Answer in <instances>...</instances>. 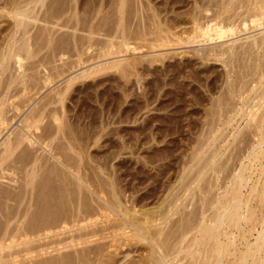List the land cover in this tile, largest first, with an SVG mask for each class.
I'll return each mask as SVG.
<instances>
[{
  "label": "rangeland",
  "instance_id": "obj_1",
  "mask_svg": "<svg viewBox=\"0 0 264 264\" xmlns=\"http://www.w3.org/2000/svg\"><path fill=\"white\" fill-rule=\"evenodd\" d=\"M26 1L27 3L28 2L30 3L29 4L30 6L25 5ZM33 1L34 2H32L31 4V0H0V10H2L3 12V13L0 12V56L2 57L4 56L6 57L8 54L7 46L10 45L9 41L13 36L12 32H14L13 30L15 26V21L10 19L12 16L7 14L8 12H11L10 11L11 8H9L8 10V7H10L11 4H13V2L16 5L20 3L22 9L28 12L32 11L31 16L38 17V18L36 17L37 21L34 24L33 22L29 23V25L31 24V27L28 25L29 27L27 30L25 31L22 30L24 33L23 32L20 33L21 30L18 31L16 36H14L16 40H14V38L12 39L14 42L17 41L16 47L14 46L15 48H17L25 40L29 43L30 50L33 51V53L30 51L32 53L30 54L33 57L30 55L28 58L29 60L26 58V60L24 59L21 63L22 68L24 70L23 69L19 70L17 64L15 65V61L12 58H10V60L5 62L6 64L5 63L3 64V68L5 67L6 69L7 66L8 69L7 72H5L6 74L4 73V75L2 74L3 77L1 76L2 78L0 80L1 82L0 85L2 84L3 85L0 86L1 87L0 92H2V94L1 93L0 94L1 97L4 96L5 94H8L7 95L8 98L11 99L9 100V102H7L8 107L6 106L7 107L6 113L8 116L6 117L12 119L11 121L8 120L7 127L0 128V132H2L0 133V145L12 132L15 133L18 131L21 132L22 120H24L31 113L33 114V111H36V113L37 111L44 112V115H42L40 120L41 122L37 124L39 129L37 131L31 130V134L34 133L33 135L35 136L32 135L30 136L28 134L32 140L36 139L35 141L33 140L35 144H32L31 147L30 145H25L26 148H24L25 146H23V148L20 149L23 150V152H19L20 150L17 152L18 153L17 156L18 158L21 157L20 159H22L21 160L22 162H24L23 160H25L24 158H26V162H24V164L26 163L27 165V163L29 162L28 163L29 165L27 166L30 169L33 168V165H30L31 163L30 160L33 161L36 160V163L39 162L38 164L40 166L39 165L35 166V168L36 167L39 168L38 169L33 168L34 171L36 170L35 172L38 173V175L37 174L34 175V177L37 178L38 176V178L33 179L34 183L32 182L33 184H35L33 186L34 189L32 188L33 184L29 185L32 188L31 189L32 191L30 190L29 192L30 188H26L28 183L25 182L26 175H29V173L32 170L30 171V169H28L25 165H24L25 168L23 167V169H21L23 164H19V162L21 163V161H19L20 159L17 158L16 164H18L19 166L16 164L11 165V167H13V165H15L16 167V168L14 167L16 171L15 170L12 171V174L15 173L16 176L15 174L12 175L11 171H9L7 173H9L11 176H9L8 174L7 175L8 178L6 176L7 179L5 177H4L5 179L2 177L5 181H2L0 179V183L1 181L4 182L0 184L1 186L3 184V187H1V189L3 188L1 194L2 195L5 194L4 196H6L7 198L9 196L8 199L2 195H1L2 197L0 196V210L1 209L3 210L2 212H0L1 213L0 229L3 228V225H5L4 223L5 217H2V215L3 214L5 215L8 212H10V214L13 216L15 215V218L12 217V221H11L12 223L9 224L10 225L9 229L11 228L20 229L22 227H26V225H29V221H31L29 219H32L31 216L35 217L36 215L34 213L36 212L37 209V204H36L37 203L36 201L38 200L37 199L38 192L36 191L37 188H41L42 185L45 186L44 183L49 182L48 180H50V182L52 181L50 184V188H52L51 185H53V187H55V189L57 187L58 190V188H60L59 186L61 185L60 182L58 183V180L60 179V177H63L62 174L63 175L65 174L64 177H66L65 179L66 181H68L66 183L68 184V186L70 185L68 187V189L70 188L69 191L65 190L68 191L67 192L68 194L67 195L65 194L67 196L65 197L68 201V202L66 201L67 202L66 204L68 206L66 205L67 209L66 208L65 209L66 211L68 210L69 212H71L72 215H74V213L77 214V207H78L77 205L79 206L87 205L86 207H88L87 209L89 211L96 212L98 210V206L104 205L105 204L104 202L107 201L106 199L109 198V196L111 197V195L108 194L107 197L105 196L106 195L105 193L104 195V194H95L94 192L111 191V192H116L117 198L119 199L117 201L120 202L116 203L117 201L115 200V203L121 205L120 206L121 211L124 210V213H127L128 215H131V213L133 212H137L136 215L138 217H136V219L139 222H141V219L143 220V218L145 217L144 216L145 213L147 212L151 213L153 211H157L161 205L163 206L162 208L164 211L165 208L167 209L168 203L173 202L175 199L181 197L183 195V192H185L187 188L189 187L191 188L193 186L191 184H193V181L197 176L196 174L198 173L199 168L202 166L204 161L206 162V159H208L207 157L208 156L210 157L211 153L213 154V152H216V150L222 148L219 151L221 158L219 157L218 164L214 166L216 169V170L214 169L215 173L211 171L208 172V174H206L207 176L205 175L206 176L205 178L201 179V181L196 183L197 185L199 184L197 189L194 187L197 186L194 182L193 189L195 188L194 192L196 191L201 192L199 191L201 189L203 191L206 190L208 192L210 191L212 196H216L219 192H220L219 194H221L226 190H227L226 192H228L229 189H231L232 182L234 180L233 177H236L235 175H238V173L242 169L244 170L245 167H249V166H251V168L253 167L252 170H249V172L247 171L245 173V176L248 180L246 186L247 188H242L243 190L241 189V193L243 196L242 200L244 198L245 201L247 202H245L244 200L241 201L242 203L243 202L246 203L247 209L244 208L243 211L240 213L241 216L239 215L240 218H238L239 216L237 218L239 225L242 223L243 226L240 225L238 228H236V230L235 228L232 229L231 231L229 230L232 233L228 232L229 242L231 241L234 242L236 240L235 242L239 243L240 242L239 238L241 235L240 233H242V229L244 228V223L246 222L245 220L247 219L248 215L249 217L250 216L254 217L252 219L253 222L251 223L257 225V223L254 222L257 220V215H258L256 214L257 199L254 196L257 195L256 194L257 191L259 192L264 174L261 175L258 172L260 168L258 167L259 165L257 163L250 164L246 160L247 156H249L250 154L249 152H251L252 150L251 146L253 144V139L251 140L249 138H253L254 135V133H252L253 131H250L247 128L246 130H243L244 132L243 134V132H240L237 130V128H234L235 125L238 124L240 121H238V123L236 124L233 123L231 127L229 126L226 129H221L218 127L214 129L215 126H212L213 124L210 125V123L211 120L212 122L213 121L215 123L217 122L216 117H214V120L212 117L217 115L216 112L218 113L220 112L223 114L222 111L223 109L224 112H226L225 106H227L226 108L227 110L229 109L228 112L224 113V115L228 113V115H225L226 118L229 115L230 116L233 115V110H232V108H234L233 106L237 107L239 105L237 109L241 106L242 95L240 93L242 90H238V89H242V86L244 85L246 80L247 82H251V84L248 83L247 85L252 86L251 78H253L254 75H253V71L251 72L250 69L254 67L256 64V67H258L259 70V68L261 67L259 63L261 62V60L262 61L264 60L263 56H260L259 58V55H264V53H262L263 52L262 49L257 48L256 50L255 49L253 50V47L255 45L251 46L254 43V42L252 43V41H255V39L257 41L259 39V36L261 37L264 35V26L260 28L257 27L256 29H252L247 33L246 32L238 33L237 35L231 38H226V39L224 38L222 40L217 41L213 45H210L209 43L203 41L197 43L194 41L193 42L188 41L186 44H182L179 46H173L174 45L173 44L172 45L173 47L171 46L158 47V45L155 42H158L159 44L163 42V41L161 42L159 39L164 40L163 35H165V32H163V30H165V27L167 28L168 24H169L168 25L169 28H167L166 31L169 29L170 32L174 34L177 33L175 34V36L176 35L178 36V33L179 35L182 33L186 39L187 36H191L192 34H194L193 33L194 19L201 20L200 24L197 23L200 26L213 19L211 14H209V12L211 13V11L214 10V13L212 15H215L216 12L219 11V8L221 6L219 4L220 0H217L219 1V3H217L216 1L217 5H219L217 7L218 9H216L217 5L216 4L214 5L215 3L214 0H213L214 3H212V0H210L211 3L209 2V0H207L210 4L206 0H204V2L203 0L201 1L198 0L200 2V5L199 4L197 5L196 0H195L196 3L194 2V0H45V2H43V0L42 1L40 0L41 2L38 0L42 5L40 3H37L38 2L37 0H33ZM203 3L204 4L206 3V5L209 4L208 7L212 4L214 8L211 5L212 7L211 10L209 9L210 7L209 8H207V6L205 7ZM24 5L25 7H23ZM32 8H34V10ZM196 8H198L199 11L196 10ZM200 9L201 12H203V14L200 12ZM195 10L197 12H200L202 15H200V13L199 15L196 14ZM231 10L233 9L230 8L229 12L230 13L232 12L231 13L232 16L241 11V10L239 11L233 10L234 11L233 12ZM242 11L244 10L242 9ZM229 12L227 14H229ZM4 13L6 14V16ZM190 14H192L193 16ZM204 14L205 16L208 15L207 17L210 16V18L211 17L212 18L211 19L208 18L207 20L206 17L205 20H203L205 17V16L203 17ZM231 15L229 14V16ZM191 16L195 18H191ZM65 19L67 20L68 24L66 23ZM69 20H71L72 23H69ZM155 22L157 26L156 24L154 25ZM164 24L166 26H164ZM74 28L76 29L75 32H74L75 30ZM189 28L193 29L191 30L192 32L190 33L187 31V30L190 31ZM186 32H188L187 33L188 35H185ZM143 34L144 36H142ZM172 36H173L172 38H174V35ZM195 36L198 37L199 33L195 34ZM59 39L60 41L62 40L61 43ZM12 40L11 43L13 42ZM126 41L128 43H126ZM151 41L156 44L154 45L157 48L155 47L154 49L151 46L152 45ZM57 42L59 43L57 44ZM249 43L252 44L250 45ZM246 46L249 49H251L250 47H252L253 51L248 50V48H245ZM109 47L111 50H108ZM104 48L105 50L102 51V49ZM133 48L135 50H133ZM226 48L227 49L233 48V49L231 51V49L226 50ZM209 49L213 52L214 51L221 52V50L224 51L225 49L228 54L229 53H233V54H231L232 56L227 54L228 55L227 57L228 58L231 57V59L225 57L226 55L221 58H217L214 56L206 58L203 54L207 53L206 51L210 52ZM241 50H245V51L248 50V52L251 51V53ZM4 53L6 55H4ZM247 54L248 56L250 55L251 56L247 58L248 57ZM2 57H0V60ZM24 57L26 56H23V58ZM224 59L228 62V65L226 64L228 66V69L227 66L224 67L225 62L222 61ZM258 59H260V61ZM245 62L247 66L252 65L250 66L251 68H248ZM242 65L245 66L244 70L247 69L246 72L243 71ZM237 66L239 71L237 69ZM240 66L242 69L239 68ZM233 69L235 72L236 70L238 71L236 75L233 73ZM1 71L0 73H2ZM20 71L22 73L25 72L23 75L25 76L24 79L26 80L25 83L27 82L29 84L28 85L26 83V87L29 86L28 88L24 87L25 88L24 89L23 85H21L20 83L18 85V82L19 81L21 82L20 78H18L19 75L21 76V73L19 74ZM227 71L230 72L227 73ZM247 72L248 75L246 74ZM241 73L242 74L244 73L243 76L244 75L246 76L243 77ZM249 73L250 74L252 73L253 76L250 75ZM46 76L49 78L48 81ZM241 76L243 77L244 80L241 79L242 78ZM255 77L257 78L256 75ZM255 77L253 81L254 80L256 81ZM11 79L12 80L15 79L17 82L11 85L10 90L9 91L6 90L7 91L6 92L4 91L5 89L4 87L8 84L7 83L8 81L9 82L12 81ZM44 79L47 81L46 82L47 84L43 83ZM238 79L242 81H239ZM72 80L75 81L73 82ZM69 81H70V85L71 84L72 85L70 86V88L69 87L67 88V84H69L68 83ZM241 82H243V84ZM230 83L232 85L231 87H230ZM233 86L236 87V90L238 92L235 90L234 91L236 94L239 93L237 94L238 96L233 92L230 93L231 89H235ZM244 86L247 87L246 85ZM249 88L247 87L246 89ZM256 88L257 87H255L254 85L253 89L255 90ZM246 89L243 88V90ZM253 89L251 87V91ZM58 93L59 94L61 93L60 94L61 96ZM245 94L246 93H244L243 95L245 96ZM234 95L238 98L235 99ZM58 96H60V98ZM219 96H221L222 98ZM233 97L236 101L233 99ZM239 98L241 99L239 100ZM219 99L220 100L223 99L224 101H227V103H229L230 101V104H232L231 102L233 103L237 102L238 105L232 104L233 106H231L230 109L228 104L227 103L225 104L224 102L225 105H222L221 107L223 108L220 109L218 108V105H220V102L223 103V101H219ZM217 101H219V104ZM11 104L12 106L15 105L14 107H16L17 104H19L17 105L19 107L22 105L20 107L21 109L18 107L19 113L13 110L15 108L11 107ZM44 106H45V110H43ZM54 113L57 115H55ZM210 114H212V116ZM53 115H55L56 117ZM224 115H222V117ZM51 117H55V119L57 118L60 121L56 119L57 122H55V119L53 120V118ZM225 117H223L222 120H224ZM43 122L44 123L46 122L45 123L46 126ZM241 125L244 124L242 123ZM48 131L52 134H49ZM47 133L49 135H47ZM248 139L249 142H251V144L247 141ZM211 140L214 141L215 144L211 143L212 142ZM236 150L237 151L239 150L238 153ZM28 152L32 157L29 156ZM202 155L203 156L205 155V157L202 160L198 161L197 157L198 158L203 157ZM45 162H46V166H45ZM25 169L26 170L28 169L27 171H29V173L27 172L26 174ZM59 169L62 171H60ZM50 170L52 171V173ZM53 172H56L57 174L56 173L53 174ZM49 173L51 174L52 177H54V179H56V181L51 176H49L50 175ZM39 174H42L43 177L42 175ZM4 175L5 174L3 175L1 174L0 176H4ZM55 175H57V177ZM17 178H19L20 180ZM15 179L19 181V182L16 181L17 184L18 183L21 184L17 185L16 183H14ZM51 179H53L54 181ZM6 180H8L10 184L9 182H6ZM40 181H43V184ZM37 182L38 183L40 182V184H38ZM11 184L13 185L11 186ZM75 184L76 186L82 184L80 185L82 188L80 197H78L79 196L78 192H74L73 190L75 189ZM12 187H14V189H12ZM18 187L19 188L22 187L23 190L20 191L21 190L20 188L19 190L20 192H19ZM24 187L25 190L27 189L28 191H25ZM228 187L229 189H226ZM7 189L9 191H7ZM11 190H13V192H11ZM34 190L35 192H33ZM57 190H54L53 188V191L55 193ZM192 190L191 192H193ZM36 192H37V196H36ZM54 192L52 195L55 194ZM70 192H73L74 194ZM188 192H190V190ZM252 192L255 193V195H253ZM198 194L196 197L193 198L192 201H189L190 199L187 202L185 201V203L183 204L184 207L182 206V213L177 214L176 216L173 217V219L177 220V218H180L181 220L183 216L184 221H186L185 219H188V215L190 214L189 212L193 210L194 213L196 212L194 215L198 216L199 211L202 209V202H201L202 200H199L200 195L202 199L204 198V195L202 194L198 195ZM249 195L250 196L252 195L253 198L252 196L249 197ZM77 198H79L80 200H77ZM83 199L84 202L87 203L86 205L85 204L82 205ZM166 199L168 200V202L163 204L162 202L164 200H165L164 202H166ZM70 200L73 203H71ZM76 200L78 202H76ZM57 202L59 201L57 200ZM57 202L55 201L53 202L54 203L53 208L56 207V209H58ZM20 203H22V205ZM242 203L240 205L243 206L244 203L243 204ZM120 207L118 209H120ZM249 208L250 209L253 208L250 211L251 214H248L249 212H247V210L248 211L250 210ZM56 209H54V213H55L53 216L54 219L56 216L57 218L63 217L62 215H60L61 214L59 212L60 210H56ZM83 209L85 210V208ZM198 209L199 211L197 212ZM4 210H7L6 213ZM73 210L76 211L74 212ZM253 210H255V214ZM113 211L115 212L114 215L117 216L115 217L119 220H121L124 217L123 215H125L124 213H122L123 214L122 215L121 212H119L115 208H113ZM227 211L229 212V209H227ZM30 212L32 213V215ZM71 213L69 214V216L71 215ZM133 214L131 216H133ZM18 215H20L21 218L18 217ZM115 217L114 218H112V216L105 217L101 221L106 223L107 220H112V222H114L115 220L113 219H116ZM241 217L242 218L246 217L244 219V223L241 221ZM175 220H171V222L172 221L175 222ZM126 221L128 222L129 219H127ZM31 222H30L31 225L30 229L29 226H27V229H29L30 231L32 229L31 227L34 225V224L32 225ZM19 223L20 225L22 224L23 226L21 225L20 227ZM172 223L169 222L168 226H171L169 224ZM36 226L38 227L39 225H37L36 223ZM167 228L166 230L168 231ZM128 229H129L127 230L128 232L130 231L135 232V228L131 226H129ZM75 231L77 230H74V228L73 229L69 228L67 229V231H65L66 234L65 232L55 233V234L52 233L44 234L41 232L42 233L41 236L36 234L37 235L36 237L33 236L32 234L33 232H31L32 235L28 233L27 234L28 237L27 236L24 237L21 241L10 242V243L8 242L9 244H11L10 247L12 249L11 250L10 248L9 249L7 248L8 250L5 249L6 251L5 252L3 251L2 255L0 254V257L2 256L4 257L7 254H9L6 257L8 258V260L11 261L13 260L14 263L12 262L11 264H16L17 262L18 264H45L46 262H47L46 264H49L55 262L58 259L57 257L62 258L64 257V255L65 257L67 255L68 256L72 255L73 258V256L77 255V253L75 254L74 251L77 252L78 249L74 250L75 249L74 247V249L72 248L73 250L71 248L63 250L64 248L63 246H61V244L63 242V244L65 245L66 243L65 241L69 240L67 236L73 237L74 234H76L74 238L79 236L78 232L80 231H78L77 233ZM90 231L91 230H89V232ZM237 231L238 233L239 232L240 233L238 234ZM85 232H87V230H85L83 233ZM221 232L224 233L223 230H221ZM223 233H222L223 240H225L227 243L228 238L226 239L224 237L225 233L224 234ZM249 236H250L249 241L254 243L255 238L257 237V232L253 231L249 234ZM117 237L114 240L112 238H108L104 241L98 240L99 242L95 241L89 243L91 245L85 244L82 245L85 247V249L84 247L82 248L84 249V252L86 251L85 252L86 254L88 253L90 254L89 257L91 260H93L95 259L94 253L96 252L95 248H97V246H101L104 244L109 245L112 244L113 241H115L114 242L115 244L114 243L113 244L117 248L114 249L113 247L112 248L110 247V249L105 250L102 254L101 262H96V264L98 263L106 264L109 263L107 262L108 260L112 261V259L114 261L110 262V264H124L125 262L130 260V258L131 259L135 258V260L143 259V256L147 255L146 249L148 252L150 251L149 250L150 246L147 245V243L145 242H140V243H136L134 241L121 242L120 241L121 238L119 236ZM233 237L235 238V240ZM70 239L72 238L70 237ZM59 241L62 242L59 244ZM100 241L102 242L100 243ZM123 243H125L126 245ZM143 245L144 247L147 245L146 249L143 247ZM52 246H55V248ZM59 248H61V251ZM77 248H79V246ZM54 249H56V251H54ZM81 249L80 251L83 250ZM57 250H59L61 253L59 251L58 253ZM19 251L20 252L25 251V252H22L19 257V255H17L18 253H20ZM38 251H40V253ZM80 251L78 250L79 253L83 252ZM92 251H94L93 254L90 253ZM26 252L29 254L27 255ZM127 252H130V254L128 255L129 257H127V259L125 260L123 256ZM11 254L13 255L11 256ZM60 254L61 256L63 254L64 255L61 257L59 256ZM15 255H17V257H14ZM8 256L12 257V259H10ZM68 256L66 258H68ZM6 257L5 260L7 259ZM18 257L20 258L19 259L20 261L16 260L18 259ZM25 257L27 258L26 261H24ZM51 259L53 260L51 261ZM87 259L90 260L89 258ZM48 260H50L51 262L50 261L48 262ZM38 261L42 263H39ZM43 261L46 262L44 263ZM90 262L92 261H87L84 264H91Z\"/></svg>",
  "mask_w": 264,
  "mask_h": 264
},
{
  "label": "bare ground",
  "instance_id": "obj_2",
  "mask_svg": "<svg viewBox=\"0 0 264 264\" xmlns=\"http://www.w3.org/2000/svg\"><path fill=\"white\" fill-rule=\"evenodd\" d=\"M38 1V0H37ZM40 1V0H39ZM37 2V3H40V2ZM199 1H201V0H199ZM198 0H196V2H197V5L199 4L200 5V2H199ZM207 1V0H206ZM214 1H215V3H214ZM212 0V3H214V5L216 4L217 5V3H219V1H217V0ZM216 1H217V3H216ZM15 2V1H14ZM13 2V4H11L10 2V4H11V6L10 5H8V6H10V7H8V10H9V8H11L10 9V11L11 12H8L7 14L8 15H10V16H12L10 19H12V20H14L15 21V26H14V32H12L13 33V36H12V38H11V40L14 38V36H16V34L18 33V31L19 30H21L20 31V33H22L23 31H25V30H27L28 29V27L30 26L31 27V24L29 25V23L31 22H33V24L37 21L36 20V17L35 16H31V13H32V11H25L24 9H22V6L20 5V3H18L17 5L15 4ZM32 2H34L33 0H31V4H32ZM43 2H45V0H43ZM194 2H195V0H194ZM193 2V3H194ZM195 2V3H196ZM199 2V3H198ZM203 2H204V0H203ZM208 2V1H207ZM206 2V3H207ZM209 2H210V0H209ZM208 2V3H209ZM26 4L25 5H29L30 3L28 2L27 3V1L25 2ZM194 3V4H195ZM206 3L204 4V6L206 7L207 6V8H209V9H211L212 10V7H211V5L208 7V5L211 3H209L208 5H206ZM24 4V3H23ZM41 4V3H40ZM54 4V3H53ZM221 6H220V8H219V11L218 12H216V14L215 15H212L213 13H214V10H208V11H211V13L209 12V14H211V16L213 17V19H211L210 18V16L209 17H207L208 15H206L205 16V14L203 15V17H204V19L203 20H205V18L208 20V18L209 19H211L210 21H208L207 23H205V24H203L202 26H200L199 24L201 23V20L200 19H198V20H200V21H198L197 19H194V31H193V33L194 34H192L191 36H187V38L185 39V37L183 36V34L181 33L180 35H179V33H178V36L176 35L175 36V34H177V33H172V32H170V30L168 29L167 31H166V29L167 28H169L168 27V25H167V28L165 27V30H163V32H165V35H163L164 36V40L162 39H159L162 43H158V42H155L157 45H158V47H169V46H171V47H173V46H179V45H182V44H186L188 41H194V42H200V41H203V42H206V43H209L210 45H213V44H215L217 41H219V40H222V39H226V38H231V37H233V36H235V35H237L238 33H247V32H249V31H251L252 29H256L257 27L258 28H260V27H262V26H264V0H226V1H224V0H220V3H219ZM25 5L23 6V7H25ZM42 5V4H41ZM46 5V4H45ZM66 5V4H65ZM6 6V5H5ZM4 6V7H5ZM30 6V5H29ZM201 6H203V5H201ZM200 6V7H201ZM213 6V5H212ZM219 5H217L216 6V9H218L217 7H218ZM3 7V8H4ZM231 9H233L234 11H236V10H241L240 12H238V13H236L235 15H231V13L229 12L230 11V8ZM199 8V7H198ZM198 8H196V10H198ZM213 8H214V6H213ZM228 8H229V11H228ZM1 9H2V7H1ZM33 10H34V8H32ZM41 9V8H40ZM63 9V8H62ZM242 9L244 10V11H242ZM4 10V9H3ZM117 10V9H116ZM195 10V11H196ZM233 10H231V11H233ZM5 11V10H4ZM118 11V10H117ZM199 11V10H198ZM204 11V10H203ZM207 11V10H206ZM216 11V10H215ZM233 11V12H234ZM0 12H2V10H0ZM40 12V11H39ZM46 12V11H45ZM51 12V11H50ZM200 12H201V9H200ZM200 12H197L196 11V14H198L199 15V13ZM229 12V14L231 15V16H229V14H227ZM3 13V12H2ZM6 13V12H5ZM4 13V14H5ZM34 13V12H33ZM69 13V12H68ZM71 13V12H70ZM97 13V12H96ZM96 13H94V14H96ZM202 14H203V12H201ZM200 13V15H202ZM38 14V13H37ZM50 14V13H49ZM119 14V13H118ZM207 14V13H206ZM227 14V15H226ZM7 15V16H8ZM33 15V14H32ZM44 15V14H43ZM84 15V14H83ZM189 15V14H188ZM190 15H192V14H190ZM5 16H6V14H5ZM9 16V17H10ZM61 16V15H60ZM193 16V15H192ZM191 16V18H195V17H192ZM227 16V17H226ZM35 17V18H34ZM48 17V16H47ZM56 17V16H55ZM55 17H53V18H55ZM38 18V17H37ZM77 18V17H76ZM3 19V18H2ZM44 19V18H43ZM68 19V18H67ZM71 19V18H70ZM87 19V18H86ZM66 20V19H65ZM156 20V19H155ZM193 20V19H192ZM202 20V21H203ZM79 21V20H78ZM87 21V20H86ZM85 21V22H86ZM154 21V20H153ZM157 21V20H156ZM44 22V21H43ZM81 22V21H80ZM52 23V22H51ZM66 23H67V20H66ZM69 23H72V21L71 20H69ZM158 23V22H157ZM197 23H199V24H197ZM32 24V25H33ZM68 24V23H67ZM86 24V23H85ZM97 24V23H96ZM156 24V22L154 23V25ZM166 24V23H165ZM164 24V26H166ZM29 25V26H28ZM70 25V24H69ZM160 25V24H159ZM82 26V25H81ZM85 26V25H84ZM156 26H157V24H156ZM118 27V26H117ZM174 28V27H173ZM30 29V28H29ZM44 29V28H43ZM62 29V28H61ZM75 29V28H74ZM73 29V30H74ZM190 29V28H189ZM23 30V31H22ZM84 30V29H83ZM87 30V29H86ZM191 30H193L192 28L190 29V31L189 30H187L189 33L190 32H192ZM40 31V30H39ZM38 31V32H39ZM45 31V30H44ZM76 31V29L74 30V32ZM161 31V30H160ZM172 31V30H171ZM27 32V31H26ZM188 32H186V34L185 35H188L187 33ZM199 33V36L198 37H196L195 36V34H197V33ZM24 33V32H23ZM51 33V32H50ZM87 33V32H86ZM95 33V32H94ZM122 33V32H121ZM157 33V32H156ZM161 33V32H160ZM90 34V33H89ZM92 34V33H91ZM141 34V33H140ZM12 35V34H11ZM88 35V34H87ZM157 35V34H156ZM172 35H174V38H172L173 36ZM26 36V35H25ZM24 36V37H25ZM91 36V35H90ZM142 36H144V34L142 35ZM162 36V35H161ZM126 37V36H125ZM136 37V36H135ZM146 37V36H145ZM256 37V36H255ZM27 38V37H26ZM32 38V37H31ZM54 38V37H53ZM127 38V37H126ZM125 38V39H126ZM142 38V37H141ZM163 38V37H162ZM173 40H172V39ZM253 38V37H252ZM137 39V38H136ZM11 40L9 41V43H10V45H8L7 46V51H8V54H9V56H8V54H7V58L4 56V57H2V56H0V57H2L1 58V60H0V71L2 72V73H0V80H1V78L3 77L2 76V74L4 75V73L5 72H7V66H6V69H5V67L3 68V64L5 63V62H7L8 60H10V58H12L14 61H15V65L17 64V67L19 68V70H21V69H23L22 68V65H21V63H22V61L25 59L26 60V58L28 59L29 58V56L33 53V51H31L30 50V45H29V43L27 42V41H23L17 48H15L16 47V44H17V41L16 42H14L13 40V42L11 43ZM14 40H16L15 38H14ZM52 40V39H51ZM90 40V39H89ZM142 40V39H141ZM148 40V39H147ZM158 40V41H159ZM175 40V41H174ZM56 41V40H55ZM55 41H53V42H55ZM58 41V40H57ZM59 41H60V39H59ZM62 41V40H61ZM61 41H60V43H61ZM149 41V40H148ZM157 41V40H156ZM173 41V42H172ZM225 41H227V40H225ZM48 42V41H47ZM82 42V41H81ZM140 42V41H139ZM152 42V41H151ZM254 42V43H253ZM6 43H8V42H6ZM59 42H57V44H58ZM83 43V42H82ZM126 43H128L127 41H126ZM144 43V42H143ZM154 42H152L151 44V46L155 49V44ZM253 43V44H252ZM252 43H249L251 46H254L253 47V50L255 49H262V53H264V35L263 36H259V39L256 41V39H255V41H252ZM47 44H49V43H47ZM51 44V43H50ZM62 44H63V42H62ZM111 44V43H110ZM123 44H124V42H123ZM155 44V45H154ZM174 44V45H173ZM76 45V44H75ZM150 45V44H149ZM173 45V46H172ZM2 46V45H1ZM15 46V47H14ZM45 46V45H44ZM55 46V45H54ZM71 46V45H70ZM112 46V45H111ZM151 46H150V48H151ZM247 46H248V44H247ZM245 47V48H248V47ZM41 47H42V45H41ZM113 47H114V45H113ZM112 47V48H113ZM144 47V46H143ZM39 48V47H38ZM52 48V47H51ZM152 48V49H153ZM157 48V47H156ZM225 48V47H224ZM251 49H249L248 48V50H252V47H250ZM33 49V48H32ZM123 49V48H122ZM160 49V48H159ZM211 49V48H210ZM209 49V51L210 52H208V51H206L207 53H205V54H203L206 58H209V57H212V56H214V57H217V58H221V57H224L225 55V57H227L228 55H231V54H233V53H227L226 52V50H228V49H231V48H226V50L224 49V51H222L221 50V52H219V51H211ZM223 49V48H222ZM233 49V48H232ZM232 49H231V51H232ZM236 49V48H235ZM238 49V48H237ZM60 50V49H59ZM103 50H105V48L104 49H102V51ZM108 50H111L110 49V47H109V49ZM117 50V49H116ZM133 50H135L134 48H133ZM138 50V49H137ZM217 50V49H216ZM219 50V49H218ZM239 50V49H238ZM248 50H246L247 52H248ZM252 50V51H253ZM32 53H31V52ZM101 51V50H100ZM107 51V50H106ZM105 51V52H106ZM124 51V50H123ZM230 51V52H231ZM241 51H245V50H241ZM245 51V52H246ZM200 52V51H199ZM198 52V53H199ZM229 52V51H228ZM31 53V54H30ZM248 53H251V51H249ZM106 54V53H105ZM107 54H109V53H107ZM201 54V55H202ZM228 54V55H227ZM245 54V53H244ZM2 55H3V53H2ZM4 55H6L5 53H4ZM112 55V54H111ZM200 55V56H201ZM246 55V54H245ZM23 56H26V57H24L23 58ZM32 56V55H31ZM36 56V55H35ZM53 56V55H52ZM84 56V55H83ZM101 56V55H100ZM232 56V55H231ZM247 56H248V54H247ZM251 56V55H250ZM250 56H248L247 58H249ZM258 56V55H257ZM260 56H263L264 57V55H259V58H260ZM33 57V56H32ZM102 57V56H101ZM199 57V56H198ZM31 58V57H30ZM48 58V57H47ZM61 58V57H60ZM228 58V57H227ZM253 58H255V57H253ZM257 58V57H256ZM262 58V57H261ZM199 59V58H198ZM204 59V58H203ZM226 59V58H225ZM222 60L223 62H225L223 65H224V67L225 66H227L228 65V62L226 61V60ZM228 59H231V57L230 58H228ZM251 59V58H250ZM264 59V58H263ZM29 60V59H28ZM42 60V59H41ZM201 60V59H200ZM232 60H233V57H232ZM231 60V61H232ZM236 60V59H235ZM252 60V59H251ZM259 61H260V59H258ZM257 60V61H258ZM82 61V60H81ZM91 61H92V59H91ZM217 61V60H216ZM222 61H221V63H222ZM229 61V60H228ZM248 61V60H247ZM250 61V60H249ZM253 61V60H252ZM258 61V62H259ZM11 62V61H10ZM236 62V61H235ZM261 62L263 63L264 62V60L262 61L261 60ZM259 63V65L261 66L260 68H259V70H258V67H256V64H255V68L254 67H250V66H252V65H250V66H247V64H246V62H245V64H246V66L248 67V68H251V69H253V70H251L250 69V71L252 72L253 71V75H252V73L250 74V75H252L253 76V78H251V80H252V86L250 85H247L248 83L249 84H251V82H247V80H246V82L244 83V85H246L249 89H246L247 87H245L244 85L242 86V89H238V90H242L241 91V95H242V99L241 98H239V100L241 99V106L237 109V107L239 106L238 105V103L237 102H235V103H233V102H231L233 105H235V104H237L238 106L237 107H235V106H233L232 104H230V101H229V103H227V101H224L225 100V98H224V100L223 99H219V101H223V103H221L220 102V105H218V108H220V109H222L223 107H221L222 105H225L226 103L228 104V106L230 107V109H231V106H233L234 108H232V110H233V115L232 116H228L227 118L225 117V115H228V113L227 114H225L224 115V113H226V112H228V110L226 109L227 108V106H225V111L226 112H224V109L222 110L223 111V114L222 113H218V112H216V116H212V114H210L212 117H213V120H214V117H216V119H217V122L215 123L214 121L212 122V120H211V123H210V125L211 124H213L212 126H215L214 127V129L216 128V127H218V128H221V129H226L227 127H231V125L233 124V123H238V121H240L238 124H236L235 125V127H234V125H233V127L234 128H237V130L238 131H240V132H243V130H246L247 128L250 130V131H253L252 133H254V135H253V138H249V139H253V144H252V146H251V148H252V150H251V152H249L248 154H249V156H247V162H249L250 164H258L259 166V170H258V172L261 174V175H263L264 174V63L262 64V63ZM44 63V62H43ZM83 63V62H82ZM85 63V62H84ZM120 63V62H119ZM204 63V62H203ZM234 63V62H233ZM239 63V62H238ZM250 63V62H249ZM249 63H248V65H249ZM255 63H256V61H255ZM6 64V63H5ZM13 64V63H12ZM39 64H40V62H39ZM227 64V65H226ZM240 64V63H239ZM239 64H238V66H239ZM243 64H244V62H243ZM262 64V65H261ZM8 65V64H7ZM32 65V64H31ZM117 65V64H116ZM231 65V64H230ZM229 65V66H230ZM234 65V64H233ZM258 65V64H257ZM258 65V66H259ZM36 66V65H35ZM236 66V65H235ZM238 66H237V69H238ZM115 67V66H114ZM242 67H243V71L244 72H246L247 71V69L246 70H244V67L245 66H243L242 65ZM1 68H3L4 69V71H3V69H1ZM41 68V67H40ZM43 68V67H42ZM45 68V67H44ZM240 69H242L241 68V66L239 67ZM27 69V68H26ZM120 69V68H119ZM226 69V68H225ZM227 69H228V66H227ZM231 69V68H230ZM9 70H10V68H9ZM19 70H17V71H19ZM24 70V69H23ZM22 70V71H23ZM28 70V69H27ZM47 71V70H46ZM68 71V70H67ZM66 71V72H67ZM231 71V70H230ZM230 71H227V73H229ZM238 71H239V69H238ZM237 70H236V72L234 71V69H233V73L236 75V73L238 72ZM242 71V70H241ZM249 71V70H248ZM59 72V71H58ZM21 73V76L19 77L18 76V78H20V80H21V82L19 81L18 82V85H19V83L21 84V85H23V88L24 87H26V83H25V81L26 80H24L25 79V76L23 75L24 73H22L21 71L19 72V74ZM6 74V73H5ZM82 74V73H81ZM238 74H240V73H238ZM237 74V75H238ZM244 74V73H243ZM243 74L241 73V75L243 76ZM247 75H248V72L246 73ZM57 75V74H56ZM227 75V74H226ZM255 75L257 76V78L255 77ZM2 76V77H1ZM80 76H82V75H80ZM241 76V77H242ZM244 76H246V75H244ZM243 76V77H244ZM251 76V77H252ZM29 77V76H28ZM47 77V76H46ZM227 77V76H226ZM243 77L241 78V79H243ZM250 77V76H249ZM248 77V78H249ZM254 77H255V79H256V81L254 80L253 81V79H254ZM29 79V78H28ZM33 79V78H32ZM46 79V78H45ZM43 80V83L44 84H47L46 82L48 81V77H47V81L46 80ZM246 79V78H245ZM8 80V79H7ZM10 80V79H9ZM12 80V79H11ZM15 79H13L12 81H8L7 83V85L4 87L5 89H4V91H9L10 90V88H11V85H13V84H15V82H17L16 80L14 81ZM24 80V81H23ZM35 80V79H34ZM42 80V79H41ZM71 80V79H70ZM239 80V79H238ZM237 80V81H238ZM244 80V79H243ZM250 80V79H249ZM45 81V82H44ZM73 81V80H72ZM75 81V80H74ZM73 81V82H74ZM239 81H242V80H239ZM238 81V82H239ZM37 82V81H36ZM229 82V81H228ZM1 83V82H0ZM69 84H67V88L69 87L70 88V86L72 85H70V81L68 82ZM242 84H243V82H241ZM28 84V83H27ZM40 84V83H39ZM43 84V85H44ZM226 84H228V83H226ZM236 84V83H235ZM3 85V84H2ZM2 85H0V86H2ZM29 85V84H28ZM41 85V84H40ZM237 85H239V84H237ZM255 85V87H257L255 90L253 89V86ZM17 86V85H16ZM35 86V85H34ZM46 86V85H45ZM44 86V87H45ZM232 85H231V83H230V87H231ZM235 86V85H234ZM233 86V87H234ZM241 86V85H240ZM29 87V86H28ZM28 87H26V88H28ZM43 87V86H42ZM239 87V86H238ZM251 87H252V91H251ZM1 88V87H0ZM16 88V87H15ZM22 88V89H23ZM66 88V87H65ZM66 88V89H67ZM228 88H229V86H228ZM235 89H231V92L230 93H235V91H237L236 90V87H234ZM243 88L244 89H246V90H243ZM25 89V88H24ZM46 89V88H45ZM214 89V88H213ZM69 90V89H68ZM229 90H230V88H229ZM235 90V91H234ZM6 91V92H7ZM26 91V90H25ZM24 91V92H25ZM66 91V90H65ZM20 92V91H19ZM56 92V91H55ZM238 92V91H237ZM253 92V93H252ZM1 94H2V92H0ZM62 93V92H61ZM60 93V94H61ZM244 93H246L245 94V96L243 95ZM1 94H0V128L1 127H7V124H8V120H10L11 121V119L10 118H7L6 116H8L7 115V113H6V109H7V107H8V105H7V102H9V100H11V99H9L8 98V94H5L4 96H2L1 97ZM57 94V93H56ZM59 94V93H58ZM59 94V95H60ZM236 94V93H235ZM237 94H239V93H237ZM236 94V95H237ZM19 95V94H18ZM229 95V94H228ZM230 95H233V94H230ZM61 96V95H60ZM60 96H58L59 98H60ZM235 96V95H234ZM238 96V95H237ZM11 97V96H10ZM16 97V96H15ZM196 97V96H195ZM219 97H221V96H219ZM225 97H227V96H225ZM239 97H241V96H239ZM14 98V97H13ZM58 98V99H59ZM222 98V97H221ZM229 98V97H228ZM230 98H231V96H230ZM236 98H238V97H236L235 96V99ZM57 99V98H56ZM233 99H234V97H233ZM234 99V100H235ZM53 100V99H52ZM230 100V99H229ZM238 100V101H239ZM219 101H217L218 102V104H219ZM233 101V100H232ZM236 101V100H235ZM224 102H225V104H224ZM55 103H56V101H55ZM54 103V104H55ZM9 104V103H8ZM23 104V103H22ZM52 104V103H51ZM216 104V103H215ZM240 104V103H239ZM17 105H19V104H17ZM16 105V107H14V106H12V104H11V107H14L15 109H13L14 111H19V108L22 106H17ZM24 105V104H23ZM46 105V104H45ZM7 106V107H6ZM51 106H53V105H51ZM19 107V108H18ZM40 108V107H39ZM9 109V108H8ZM21 109V108H20ZM40 110V109H39ZM43 110H45V106H44V108H43ZM54 110V109H53ZM57 110V109H56ZM13 111V112H14ZM24 111V110H23ZM221 111V110H220ZM35 112V113H34ZM57 112V111H56ZM19 113V112H18ZM215 113V112H214ZM55 114V113H54ZM207 114H208V112H207ZM230 114V113H229ZM15 115V114H14ZM42 115H44V112L42 111H37V113H36V111H33V114L31 113L30 115H28L24 120H22V125H21V132H12L10 135H8V137L1 143V153H0V175L2 174H5L4 176H0V179L2 180V181H5L4 179L6 178V176L9 174V173H7V172H9V171H11V174H12V171L13 170H15L16 171V167H15V165H13V167H11V165L12 164H16L17 162H16V159L18 158V151L20 150V149H22L23 148V146H25V145H30V147L32 146V144H35V140L36 139H31L30 138V136L32 135V136H35V135H33V134H31V130H35V131H37L39 128H38V126H37V124L39 123V122H41L40 120H41V117H42ZM55 115H57V114H55ZM55 115H53V116H55ZM204 115V114H203ZM214 115V114H213ZM222 115H224L223 117H225L224 118V120H222ZM12 116V115H11ZM51 116V115H50ZM206 116V115H205ZM218 116V117H217ZM56 117V116H55ZM55 117H51V118H53V120L55 119ZM208 117H209V115H208ZM238 117V118H237ZM13 118H14V116H13ZM45 118V117H44ZM57 118H58V116H57ZM56 118V119H57ZM23 119V118H22ZM55 119V122H57V120L58 121H60L59 119H57L56 120ZM208 119V118H207ZM238 119V120H237ZM206 120V119H205ZM210 121V120H209ZM21 122V121H20ZM244 124V125H241L242 123ZM44 123V122H43ZM46 123V122H45ZM44 123V124H45ZM209 124V123H208ZM45 126H46V124H45ZM48 126V125H47ZM191 126V125H190ZM243 127V128H242ZM43 128V127H42ZM49 128V127H48ZM53 128V127H52ZM5 130V129H4ZM42 131V130H41ZM59 131H60V129H59ZM63 131V130H62ZM215 131V130H214ZM213 131V132H214ZM237 131V132H238ZM248 131V130H247ZM43 132V131H42ZM0 133H2V132H0ZM45 133V132H44ZM48 133L49 134H52V133H50L49 131H48ZM47 133V135H49ZM210 133H211V130H210ZM27 134V135H26ZM30 136H29V135ZM54 134V133H53ZM243 134H244V132H243ZM238 135V134H237ZM41 136V135H40ZM53 137V136H52ZM219 137V136H218ZM237 137V136H236ZM235 137V138H236ZM5 138V137H4ZM36 138V137H35ZM216 138V137H215ZM238 138V137H237ZM243 138H244V135H243ZM248 138V137H247ZM214 139V138H213ZM234 139V138H233ZM249 139L247 140L248 142H249ZM228 140V139H227ZM38 141V140H37ZM212 141V140H211ZM216 141V140H215ZM218 141V140H217ZM34 142V143H33ZM39 142V141H38ZM204 142H206V141H204ZM227 142V141H226ZM246 142V141H245ZM244 142V143H245ZM37 143V142H36ZM40 143V142H39ZM211 143H214V141H212ZM250 144H251V142H249ZM38 144V143H37ZM215 144V143H214ZM40 145V144H39ZM51 145V144H50ZM210 145V144H209ZM42 146V145H41ZM219 146V145H218ZM231 146V145H230ZM29 147V146H28ZM59 147V146H58ZM207 147V146H206ZM24 148H26V146L24 147ZM209 148V147H208ZM219 148V147H218ZM246 148V147H245ZM28 149V148H27ZM220 149H222V148H220ZM220 149L219 150H216V152H213V154L211 153V155H210V157L208 156L207 158L208 159H206V162L204 161V163L202 164V166L199 168V170H198V173L196 174L197 176L195 177V180L193 181V184H191V185H193L194 186V182H195V184L196 183H198L199 181H201V179H203V178H205L207 175L206 174H208V172H214V169H215V165L216 164H218V162H219V157L221 158V156H220V153H219V151H220ZM247 149H249V148H247ZM246 149V150H247ZM31 150V149H30ZM215 150V149H214ZM218 151V152H217ZM237 151V150H236ZM239 151V150H238ZM238 151H237V153H238ZM241 151H243V150H241ZM19 152H23V150H20ZM26 152V151H25ZM246 152V151H245ZM29 153V152H28ZM27 153V154H28ZM19 154H22V153H19ZM24 154V153H23ZM34 154V153H33ZM225 154V153H224ZM20 156V155H19ZM23 156V155H22ZM29 156H30V153H29ZM201 156V155H200ZM203 156V155H202ZM24 157V156H23ZM30 157H32V156H30ZM55 157V156H54ZM205 157V155L203 156V157H197V159H198V161H200V160H202L203 158ZM21 157H19L18 159H20ZM25 160H23L24 162H26V158H24ZM30 159V158H29ZM32 159V158H31ZM22 159H20L19 161H21ZM28 160V159H27ZM18 161V162H19ZM31 161V163H30V165H33V168H35V166L36 165H39L38 163H36V160H30ZM39 161H42V160H39ZM24 162H22L21 161V163L19 162V164H23L22 165V168L21 169H23V167H24V165L28 168V166L27 165H29L28 163H27V165H26V163L24 164ZM47 162V161H46ZM46 162H45V166H46ZM49 162V161H48ZM80 162V161H79ZM43 163V162H42ZM41 163V164H42ZM8 164H10V165H8ZM52 164V163H51ZM16 165H18V164H16ZM54 165V164H53ZM52 165V166H53ZM60 165H61V163H60ZM64 165V164H63ZM68 165H70V164H68ZM19 166V165H18ZM40 166V165H39ZM79 166V165H78ZM15 167V168H14ZM49 167V166H48ZM47 167V168H48ZM66 167H67V165H66ZM65 167V168H66ZM69 167V166H68ZM217 167V166H216ZM258 167H256V168H258ZM19 168V167H18ZM25 168V167H24ZM32 168V167H31ZM30 169V168H28V169H30V173H29V171H27L26 169V174H27V172L29 173V175H26V180L27 181H29V182H27L26 180H25V178H24V180H25V182L26 183H28V185L26 186V188H30L29 189V192H30V190L33 188V186L35 185V184H33L34 182H33V179H35L36 177H34V175H38V173H36L35 171H34V169ZM39 168V167H38ZM37 167L35 168V169H38ZM44 168V167H43ZM53 168V167H52ZM64 168V167H63ZM253 168V167H252ZM252 168H251V166H249V167H245L244 168V170L242 169L240 172L239 171H237V172H239L238 173V175H235L236 177H233L234 178V180H233V182H232V186H231V189H229V187L228 188H226V189H229V191L228 192H223V193H221V194H219L218 192V194L216 195V196H212V194H211V192L209 191H203L202 189L201 190H199V188H198V190L199 191H201V192H194V190H195V188L197 189V187L199 186V184L197 185V186H194L195 188L193 189V186L190 188H187L186 189V191L185 192H183V195L181 196V197H179V198H177V199H175L173 202H170V203H168L167 204V209L165 208V210L163 211V206L161 205L160 206V208L157 210V211H153V212H151V213H145V217L143 218V220L141 219V217H140V219H141V222H139L137 219H136V217H138L136 214H137V212H133V213H131V215L133 214V216H131V215H128L127 213H124V210L123 211H121V205L120 204H116V203H119L120 201H117V200H119L118 198H117V194H116V192H94L95 194H104L105 196H107L108 194L109 195H111V197L109 196V198H107V197H105V198H107L106 200V202H104L105 204L104 205H100V206H98V210L96 211V210H94V211H96V212H93V211H89L87 208L88 207H86L87 205V203H85L84 202V199H83V203H82V205L83 204H85L86 206H79V205H77L78 207H77V214L76 213H74V215H72V213L71 212H69L68 210L66 211V203L68 202L67 201V199H66V195L68 194L67 192L69 191V189H68V187L70 186H68V184L66 183V182H68V181H66V177H64V175L62 174V176L63 177H60V179L58 180V183L60 182L61 183V185H62V187H61V185L59 186L60 188H61V190H60V188H58V190H57V187H56V189H55V187H53V185H51L52 186V188H50V184H51V182H50V180H48L49 182H46V183H44L45 184V186L44 185H42L41 186V188H37V192H38V196H37V192H36V196H37V209H36V212L34 213V214H36L35 215V217L34 216H31L32 215V213H31V217H32V219H29V220H31V221H29V220H27V221H29V225H26V227H22V228H11V229H9V227H10V225L9 224H11L12 222V217L13 218H15V215L13 216V215H11L10 214V212H8V213H6V211L7 210H4L5 211V215L3 214L2 215V217H5L4 218V220H5V225H3V228H1L0 229V254L2 255V252L4 251H6L5 249H9L10 248V250L12 249L10 246H11V244H9L10 242H17V241H21L24 237H26L27 236V234L28 233H30V235H32L33 234V236L34 237H36L37 235L36 234H38V235H40L41 236V234L42 233H46V234H55V233H63V232H65V231H67V229H73L74 228V230H77V231H75L76 233L78 232V231H80V232H78L79 233V236H77V237H75L74 238V236L76 235V234H74V236L72 237V236H67V238H69V240H67V241H65L64 243H65V245L63 244V242H62V244H61V246H63V250H65V249H69V248H73L74 249V247H75V249L74 250H76V249H78L79 251H80V249L82 248V247H84V246H82V245H85V244H89V243H92V242H95V241H98V240H106V239H108V238H112L113 240L117 237V236H119L121 239H120V241L122 242V241H126V242H128V241H130V242H132V241H134V242H136V243H140V242H145V243H147V245H149L150 247H149V252L147 251V249H146V246L144 247V245H143V247L146 249V254L147 255H145V256H143V259H136L135 260V258L134 259H131L130 258V260H128L127 262H125L124 264H264V176H263V180H262V183H261V187H260V189H259V192L257 191V195L256 196H254V197H256V199H257V201H256V210H257V213L256 214H258L257 215V220L256 221H254L255 223H257V225L255 224H252L251 222H253V216H250L249 217V215H248V217H247V219L245 220L246 222L244 223V219L246 218H242L241 217V221L244 223V228L243 227H241V228H243L242 229V233H240L241 235H240V242L237 244L235 241V238H234V242L233 241H231V242H229V238H228V232H230L232 229H234L235 228V230H236V228H238L240 225H242V223L239 225V222H238V218H240V213L243 211V209L245 208V209H247V205H246V203L245 202H247V201H245V199L243 198V200L245 201V202H243L244 203V205L242 206V205H240L241 203H242V193H241V189L242 188H247L246 186H247V183H248V180H247V178H246V176H245V173L248 171L249 172V170H252ZM58 169V168H57ZM56 169V170H57ZM40 170V169H39ZM42 170V169H41ZM46 170V169H45ZM54 170V169H53ZM60 170V169H59ZM216 170V169H215ZM224 170V169H223ZM21 171V170H20ZM23 171V170H22ZM51 171V170H50ZM60 171H62V170H60ZM59 171V172H60ZM256 171V170H255ZM41 172V171H40ZM56 172H58V171H56ZM56 172H53V174L54 173H56ZM217 172V171H216ZM42 173V172H41ZM51 173H52V171H51ZM63 173V172H62ZM215 173V172H214ZM222 173V172H221ZM252 173V172H251ZM15 174V173H14ZM14 174H12V175H14ZM23 174H24V172H23ZM43 174V173H42ZM42 174H39V175H42ZM46 174V173H45ZM50 174V173H49ZM57 174V173H56ZM61 174V173H60ZM217 174V173H216ZM17 175H18V173H17ZM206 175V176H205ZM247 175V174H246ZM254 175V174H253ZM9 176H11L10 174H9ZM15 176H16V174H15ZM49 176H51V174L49 175ZM48 176V177H49ZM56 177H57V175H55ZM59 176V175H58ZM249 176V175H248ZM4 179H3V178ZM13 177V176H12ZM19 177V176H18ZM28 177V178H27ZM40 177V176H39ZM42 177H43V175H42ZM45 177H46V175H45ZM44 177V178H45ZM52 177V176H51ZM80 177V176H79ZM7 178H8V176H7ZM6 178V179H7ZM21 178V177H20ZM23 178V177H22ZM37 178H38V176H37ZM36 178V179H37ZM53 179H54V177H52ZM251 178V177H250ZM10 179H13V178H10ZM17 179H19V178H17ZM42 179V178H41ZM49 179V178H48ZM53 179H51V180H53ZM71 179V178H70ZM20 180V179H19ZM23 180V181H24ZM55 181H56V179H54ZM53 180V181H54ZM69 180V179H68ZM79 180V179H78ZM216 180H217V178H216ZM231 180V179H230ZM1 181V183H4V182H2ZM14 181V180H13ZM16 181H18V180H16L15 179V181H14V183H16ZM38 181V180H37ZM44 181V180H43ZM43 181H40V182H42V184H43ZM47 181V180H46ZM215 181V180H214ZM232 181V180H231ZM250 181H251V179H250ZM6 182H9L8 180H6ZM19 182V181H18ZM33 182V183H32ZM40 182L38 183V184H40ZM211 182V181H210ZM218 182V181H217ZM0 183V184H1ZM12 183V182H11ZM13 183V184H14ZM24 183V182H23ZM22 183V184H23ZM55 183V182H54ZM79 183V182H78ZM77 183V184H78ZM201 183V182H200ZM9 184H10V182H9ZM13 184H11V186L13 185ZM17 184V183H16ZM21 184V183H20ZM19 183L17 184V185H20ZM33 184V185H32ZM70 184V183H69ZM202 184V183H201ZM8 185V184H7ZM29 185H32V188H31V186H29ZM80 185H82V184H80ZM80 185H77L76 186V184H75V189H73L74 190V192H78V197H80V193L82 192V188H81V186ZM215 185V184H214ZM231 185V184H230ZM10 186V185H9ZM23 186V185H22ZM29 186V187H28ZM54 186H55V184H54ZM57 186H58V184H57ZM211 186H213V185H211ZM260 186V185H259ZM1 187H3V184H2V186L0 185V196L2 195L1 194V192H2V189H1ZM5 187V186H4ZM8 187V186H7ZM15 187V186H14ZM14 187H12V189H14ZM216 187V186H215ZM19 188V187H18ZM20 188H21V190H20ZM19 189H18V191L20 190V191H22L23 189H22V187H20ZM53 188H54V190H57L56 191V193L53 191ZM74 188V187H73ZM111 188V187H110ZM207 188H208V185H207ZM253 188V187H252ZM9 189V188H8ZM7 189V191H9ZM17 189V188H16ZM34 189V188H33ZM38 189H39V191H38ZM72 189V188H71ZM193 189V190H192ZM24 190H25V187H24ZM65 190H68V191H65ZM72 190V191H73ZM190 190V192H188ZM191 190L193 191V192H191ZM211 190H212V188H211ZM243 190V189H242ZM16 191V190H15ZM19 191V192H20ZM25 191H28L27 189L25 190ZM32 191V190H31ZM55 193L54 195H52L53 194V192ZM61 191V192H60ZM224 191V190H223ZM252 191H254V190H252ZM11 192H13V190H11ZM17 192V191H16ZM28 192V193H29ZM33 192H35V190L33 191ZM256 192V191H255ZM18 193V192H17ZM32 193V192H31ZM70 193H73V192H70ZM88 193V192H87ZM198 193H200V194H202V195H204V198L202 199L201 198V195L200 194H198ZM253 193V192H252ZM8 194H9V192H8ZM21 194V193H20ZM23 194V193H22ZM66 194V195H65ZM74 194V193H73ZM197 194L198 195H200V199L199 200H202L201 202H202V209L199 211V209L197 210V212L199 211V215L198 216H195L194 214L196 213H194V210L193 211H191V212H189L190 214L188 215V219H185L186 221H184V219H183V216H182V219L180 220V218H177V220H175V219H173V217L174 216H176L177 214H179V213H182V206L184 207V203H185V201L187 202L189 199V201H192L193 200V198L194 197H196L197 196ZM214 194H215V192H214ZM5 194H3L2 196H4ZM211 195V196H210ZM253 195H255V193H253ZM1 196V197H2ZM35 196V195H34ZM66 196V197H65ZM70 196H71V194H70ZM74 196V195H73ZM120 196V195H119ZM223 196V197H222ZM252 196V195H251ZM250 195H249V197H251ZM4 197H6V196H4ZM3 197V198H4ZM14 197V196H13ZM23 197V196H22ZM25 197V196H24ZM86 197V196H85ZM3 198H2V200H3ZM7 198V197H6ZM8 198H9V196H8ZM7 198V199H8ZM18 198V197H17ZM31 198V197H30ZM33 198V197H32ZM35 198V197H34ZM72 198V197H71ZM214 198V199H213ZM252 198H253V196H252ZM13 199V198H12ZM75 199V198H74ZM255 199V198H254ZM57 200L59 201V202H57ZM77 200H80L79 198H77ZM76 200V202H78ZM115 200L117 201L116 203H115ZM198 200V201H199ZM242 200V201H241ZM247 200H248V198H247ZM35 201V200H34ZM55 201V202H57V208L58 209H56V207L55 208H53V202ZM67 201V202H66ZM71 201V200H70ZM165 201V200H164ZM162 202L163 204L164 203H167L168 202V200L166 199V202ZM249 201H250V198H249ZM5 202H7V201H5ZM32 202V201H31ZM74 202H75V200H74ZM81 202H82V200H81ZM203 202H205V203H203ZM33 203V202H32ZM70 203V202H69ZM71 203H73L72 201H71ZM190 203V202H189ZM242 203V204H243ZM250 203H252V202H250ZM249 203V204H250ZM19 204V203H18ZM21 205H22V203H20ZM78 204V203H77ZM91 204V203H90ZM161 204V203H160ZM248 204V205H249ZM27 205H28V202H27ZM56 205V204H55ZM75 205V204H74ZM80 205H81V203H80ZM119 205V206H118ZM5 206V205H4ZM18 206H20V205H18ZM68 206V205H67ZM159 206V205H158ZM157 206V207H158ZM186 206V205H185ZM188 206V205H187ZM2 207V206H1ZM29 207H30V204H29ZM34 207H36V206H34ZM76 207V206H75ZM85 208V210L83 209V208ZM120 207V209H118ZM156 207V208H157ZM166 207V206H165ZM248 207H251V206H248ZM10 208V207H9ZM66 208V209H65ZM73 208H74V206H73ZM113 208H115V209H117L119 212H121V214L122 213H124L125 215H123L125 218H126V220L127 219H129V221L127 222L126 220H125V218L123 217L122 219H124V220H119V219H117L116 217V215H114V211H113ZM187 208V207H186ZM7 209H8V207H7ZM19 209V208H18ZM25 209H27V208H25ZM54 209H56V210H60L59 212L61 213L60 215H62L63 217H60V218H57V216L55 217V219H54ZM69 209V208H68ZM87 209V210H86ZM92 209V208H91ZM194 209V208H193ZM227 209H229V212L227 211ZM250 209V208H249ZM253 208H251L249 211L247 210V212H249L248 214H251V210H252ZM3 210L1 209L0 210V212H2ZM9 211V210H8ZM16 211V210H15ZM26 211V210H25ZM28 211V210H27ZM30 211V210H29ZM72 211V210H71ZM74 211V210H73ZM76 211V210H75ZM74 211V212H75ZM126 211V210H125ZM132 211V210H131ZM149 211H151V210H149ZM196 211V210H195ZM254 211V214H255V210H253ZM252 211V212H253ZM12 212V211H11ZM18 212V211H17ZM68 212H69V214L71 213V215L69 216V214H68ZM246 212V211H245ZM14 213V212H13ZM12 213V214H13ZM22 213V212H21ZM24 213V212H23ZM58 213V212H57ZM56 213V214H57ZM63 213V214H62ZM129 213V212H128ZM244 213V212H243ZM1 214V213H0ZM16 214V213H15ZM20 214V213H19ZM76 214V215H75ZM193 214V215H192ZM245 214V213H244ZM134 215H136V216H134ZM183 215V214H182ZM186 215V214H185ZM240 215V216H239ZM247 215V214H246ZM245 215V216H246ZM112 216V218H114L115 216V218L116 219H113V220H115L114 222H112V220H107V222L106 223H104L103 221H101L103 218H105V217H111ZM187 216V215H186ZM191 216V217H190ZM239 216V217H238ZM242 216H243V214H242ZM255 216V215H254ZM17 217V216H16ZM18 217H20L21 218V216L20 215H18ZM17 217V218H18ZM28 217V216H27ZM142 217H143V215H142ZM185 217V216H184ZM238 217V218H237ZM1 218V217H0ZM131 219V220H130ZM255 219H256V217H255ZM254 219V220H255ZM14 220V219H13ZM117 220V221H116ZM119 220V221H118ZM171 220H175V222H171ZM252 220V221H251ZM20 221V220H19ZM18 221V222H19ZM131 221H132V223H131ZM184 221V222H183ZM240 221V220H239ZM30 222L32 223V229H31V231L29 230L30 229ZM172 223V224H169V225H171V226H168V223ZM14 223H15V221H14ZM36 223H37V225H39L38 227L36 226ZM101 225H100V224ZM18 224V223H17ZM179 226H178V225ZM19 225H20V223H19ZM22 225V224H21ZM21 225H20V227H21ZM69 225H71V226H69ZM2 226V225H1ZM5 226V227H4ZM18 226V225H17ZM23 226V225H22ZM27 226H29V229H27ZM129 226H131V227H133V228H135V232L133 231V232H128L127 230H129L128 228H129ZM243 226V225H242ZM36 227H37V229H36ZM97 227V228H96ZM168 227V228H167ZM23 228H25V229H23ZM166 228L168 229V231L166 230ZM241 228H240V230H241ZM260 228V229H259ZM96 229V230H95ZM28 230V231H27ZM85 230H87V232H85V233H83ZM89 230H91L90 232H89ZM221 230H223L224 231V233H225V235H224V237L227 239L228 238V242L226 243V241L225 240H223V236H222V233L223 232H221ZM227 230V231H226ZM230 230V231H229ZM226 231V232H225ZM239 231V230H238ZM238 231H237V233H238ZM253 231H256L257 232V237L255 238V241H254V243H252V242H250L249 241V234L251 233V232H253ZM31 232H33L32 234H31ZM42 232V233H41ZM48 232V233H47ZM74 232V233H75ZM166 232V233H165ZM83 233V234H82ZM223 233V234H224ZM230 233H232V232H230ZM238 233V234H239ZM35 234V235H34ZM43 234V235H44ZM65 234H66V232H65ZM72 234V233H71ZM235 234V233H234ZM78 235V234H77ZM230 235H232V234H230ZM230 235H229V237H230ZM55 236V235H54ZM54 236H52V237H54ZM66 236V235H65ZM28 237V236H27ZM56 237V236H55ZM70 237L72 238V239H70ZM60 238V237H59ZM66 238V239H67ZM224 238V239H225ZM117 239H118V237H117ZM230 239H231V237H230ZM9 242V243H8ZM57 242V241H56ZM60 241H59V244L61 243ZM99 242V241H98ZM102 241H100V243H101ZM107 242V241H106ZM115 241H113L112 242V244H109V245H101V246H97V248H95V250H96V252L94 253V258L95 259H93V260H91L90 259V254L88 253V254H86L85 252H84V249H85V247H84V249L82 250V251H80V252H82V253H79L78 252V250H77V252L76 251H74L75 252V254L77 253V255H75V256H73V258H72V255H67L68 256V258H66L65 257V253L63 254L64 255V257H62L61 256V254L59 255V256H61L62 258H59V257H57L58 259L55 261V262H52V263H49V264H74L75 262V264H84L85 262H87V261H92V262H90L91 264H96V262H101V260H102V254H103V252L105 251V250H108V249H110V247L112 248H117V247H115V243H114ZM114 243V244H113ZM117 243V242H116ZM56 244H58V243H56ZM118 244H119V242H118ZM123 244H125V243H123ZM89 245H91V244H89ZM97 245V244H96ZM126 245V244H125ZM128 245V244H127ZM137 245V244H136ZM135 245V246H136ZM56 246V245H55ZM55 246H52V247H54L55 248ZM58 246H60V245H58ZM79 246V248H77ZM81 246V247H80ZM120 246V245H119ZM86 247H87V245H86ZM141 247V246H140ZM48 248V247H47ZM121 248V247H120ZM124 248V247H123ZM131 248V247H130ZM137 248V247H136ZM7 249V250H8ZM49 249H51V248H49ZM57 249V248H56ZM56 249H54V251H56ZM60 249V251H61V248H59ZM72 249V250H73ZM91 249V248H90ZM117 250V249H116ZM121 250V249H120ZM134 250V249H133ZM43 251V250H42ZM41 251V252H42ZM53 251V250H52ZM59 250H57V252H58ZM59 251V252H60ZM69 251V250H68ZM88 251H91V250H88ZM8 252V251H7ZM6 252V253H7ZM20 252V251H19ZM22 252H25V251H22ZM22 252H20V253H18L17 255H19V257H20V254L22 253ZM39 253H40V251H38ZM45 252H46V250H45ZM51 252V251H50ZM58 252V253H59ZM93 252L94 251H92V252H90L91 254H93ZM121 252V251H120ZM132 252V251H131ZM12 253V252H11ZM27 253V252H26ZM25 253V254H26ZM38 253V254H39ZM49 253V252H48ZM55 253V252H54ZM61 253V252H60ZM84 253V254H83ZM106 253H107V251H106ZM124 253V252H123ZM13 254H14V252H13ZM13 254H11V256L13 255ZM29 253H27V255H28ZM43 254H44V252H43ZM51 254V253H50ZM113 254V253H112ZM130 254V252H127L126 254H124V256H123V258L126 260L127 259V257H129L128 255ZM7 255H9V254H7ZM6 255V256H7ZM17 255H15L14 257H17ZM26 255V256H27ZM111 255V254H110ZM6 256H2V257H0V264H11L12 262H13V260L11 261V260H8V258L6 257ZM38 256V255H37ZM71 256V257H70ZM5 257L7 258L6 260H5ZM10 259H12V257H10V256H8ZM18 257V259H16V260H19L20 258ZM22 257V256H21ZM39 257H40V255H39ZM43 257V256H42ZM50 257V256H49ZM104 257V256H103ZM23 258H24V256H23ZM22 258V259H23ZM87 258H89L90 260H88ZM113 258V257H112ZM112 258H110V259H112ZM116 258V257H115ZM122 258V259H123ZM14 259V258H13ZM26 257H25V259H24V261H26ZM30 259V258H29ZM29 259H28V261H29ZM49 259V258H48ZM31 260V259H30ZM43 260V259H42ZM53 259H51V261H52ZM20 261V260H19ZM50 260H48V262H49ZM50 261V262H51ZM114 260L112 259V261H110V260H108L107 262H109V263H106V264H110V262H113ZM116 261V260H115ZM16 262V261H15ZM39 262V261H38ZM44 263L46 262V261H43ZM14 263V262H13ZM39 263H42V262H39ZM47 263V262H46ZM45 263V264H46ZM16 264H18V262L16 263ZM99 264V263H98Z\"/></svg>",
  "mask_w": 264,
  "mask_h": 264
}]
</instances>
